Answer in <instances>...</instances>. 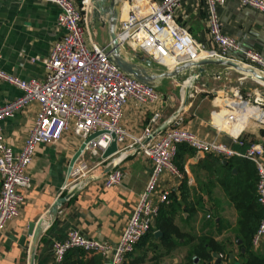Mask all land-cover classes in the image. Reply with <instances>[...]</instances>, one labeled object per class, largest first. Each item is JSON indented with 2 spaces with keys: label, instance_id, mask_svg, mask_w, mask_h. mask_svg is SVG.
Here are the masks:
<instances>
[{
  "label": "crops",
  "instance_id": "1",
  "mask_svg": "<svg viewBox=\"0 0 264 264\" xmlns=\"http://www.w3.org/2000/svg\"><path fill=\"white\" fill-rule=\"evenodd\" d=\"M71 1L76 5L81 2ZM123 7L122 1L117 25ZM58 12L54 4L42 0H0V68L21 79H43L46 73L44 62L54 41L62 34L56 24ZM217 13L223 33L233 36L242 50L253 49L264 57L263 12L242 6L237 0H226L225 4L217 7ZM84 16L86 43L95 42L101 46L109 44L108 20L98 12L93 0ZM176 19L206 49L212 48L207 28V10L202 0H183L176 10ZM123 52L127 57L138 60L128 50L124 49ZM196 74L197 78L194 79L192 76ZM154 82L156 90L164 98L162 117L184 103L187 110L184 126L198 137L221 141L241 153L249 143L264 145V121L260 123L255 118L259 115L257 107L264 112V87L254 80L224 65H204L203 73L196 67H187L178 75L158 77ZM234 90L239 93L242 91L250 101L245 113H236L235 121L230 120L233 117H229L230 113L223 108L224 97L231 95ZM256 92L259 95H255ZM20 94L18 88L0 81V106ZM235 103L239 104L238 100ZM37 109V104H28L1 122L4 141L14 151H19L24 144ZM149 116L150 111L129 100L124 106L121 123L127 130L140 134ZM162 128L163 123L160 122L155 130L160 131ZM239 131L242 145L235 143L231 136V133ZM79 145L77 138L66 133L60 140L36 146L26 170L31 184L22 190L24 202L19 215L0 231V264H28V250L32 241L29 224L39 219L42 220V232L36 243L34 264H51L52 243L64 239L70 230H77L88 238L111 245L118 242L139 193L148 180L151 163L141 153H134L130 149L129 155L120 164L123 169L121 182L106 188L103 179L109 171L107 162L103 161L100 152L95 154L85 150L81 158L90 162L92 169L79 180L80 185L72 195L55 207L53 214L51 211L56 199L66 194L60 193V188L70 159ZM213 158L220 159L211 154L198 157L195 152L192 156L186 155L183 157L182 177L175 178L164 173L158 188L167 190L168 196L174 192L179 200L178 188L182 181L185 182L189 188L188 197L201 203L202 208L193 212L192 217L178 210L175 214L177 226L184 233L212 236L215 241L222 243L225 251L214 254V260L222 254L220 264H229L232 258L227 252L236 254L238 251L233 231L237 214L220 186V172L213 171ZM232 172H237L235 167ZM195 207H198L196 203ZM213 217L216 220L220 218L221 223H211ZM194 242L183 244V240L179 239V245L167 253L160 250L162 247L151 251L150 243H146L144 247L135 249L133 256L145 254L146 261L143 264L178 263L184 260ZM253 251L264 264V236L257 246H253ZM154 256H158V260L152 259ZM101 262L108 264V259L102 258ZM209 264H213V261Z\"/></svg>",
  "mask_w": 264,
  "mask_h": 264
},
{
  "label": "built area",
  "instance_id": "2",
  "mask_svg": "<svg viewBox=\"0 0 264 264\" xmlns=\"http://www.w3.org/2000/svg\"><path fill=\"white\" fill-rule=\"evenodd\" d=\"M42 1L58 8L56 24L62 31L44 62V78L25 80L0 68V81L21 91L18 97L0 106V231L19 215L24 202L22 190L31 184L26 170L37 145L60 140L66 133L81 144L91 134L103 132L89 140L84 148V151L102 154L113 139L111 133L114 134L116 151L103 159L111 167L104 175L103 186L109 188L121 182L123 169L120 164L130 149L150 161L152 167L148 180L115 245L70 230L64 239L52 243L51 264L61 262L70 248L99 255L108 259V264H126L134 246L154 226L158 207L167 202L168 191L158 188L161 176L168 173L175 178L182 177L174 163L180 144L190 146L198 157L211 154L227 160L239 156L255 164L257 200L262 206V217L252 237V245L257 246L264 236V145L249 143L241 153L221 141L198 137L184 126L187 111L184 103L162 117L164 98L161 92L120 70L110 59L109 44L86 43L84 12L92 0H81L79 5L71 0ZM182 1L123 0L126 11L116 28L117 40L123 49L128 50L131 56L143 55L167 69L205 57H222L264 74V57L253 49L242 50L233 36L223 33L217 7L225 4L226 0H202L207 10L208 35L212 44L209 50L177 21L176 10ZM237 1L242 6L264 13V0ZM192 77L196 79L197 74ZM129 100L150 111L140 134L127 130L121 123L124 106ZM223 100V108L234 121L236 113H245L246 106L250 104L248 97L242 96L238 90ZM236 100L244 103V109L238 107ZM31 103L38 107L33 124L21 149L14 151L4 141L1 122ZM257 111L259 115L255 118L262 123L264 112L258 107ZM160 122L163 128L156 131L155 127ZM239 134L240 131L231 133V136L235 143L242 145ZM82 154L66 174L60 193H73L80 185L79 180L91 171L90 162L82 159ZM219 257L222 258V254Z\"/></svg>",
  "mask_w": 264,
  "mask_h": 264
},
{
  "label": "trees",
  "instance_id": "3",
  "mask_svg": "<svg viewBox=\"0 0 264 264\" xmlns=\"http://www.w3.org/2000/svg\"><path fill=\"white\" fill-rule=\"evenodd\" d=\"M193 153V149L187 144L178 145L174 162L180 172H183V157L186 155L192 156ZM212 160L215 165L213 171L215 173L220 172V186L237 214L233 231L236 241L240 240L241 242L237 245L238 251L236 254H233L231 251L227 252L232 258L229 264H262L261 260L254 253L252 245L253 234L262 217V206L257 200V171L255 164L251 160L239 156L226 160V164H224V159L221 158H213ZM234 167L236 168V173L232 172ZM178 189H180V199L177 200L175 193L171 192L167 196V200H170V202L168 204H160L154 226L134 246V250L127 257L128 264L145 263V254L133 256V253H135V249L144 247L146 243H150L149 249L151 251H154L156 247L158 249L162 247L160 250H164L163 253H167L179 245V239L183 240V244L195 242L186 252L182 262L171 264H209L212 261L213 264H220V262L214 260V254L224 253L225 250L222 243L215 241L212 236H194L184 233L177 226L175 214L178 210H183L189 217H192L193 212L202 208L201 203L188 197L189 188L185 186L184 181H182ZM195 203L198 207H195ZM211 223L220 224L221 219L216 220L213 217ZM154 229L161 231L162 235L159 237L155 236ZM242 248L244 252L241 251ZM101 259L100 256H96L95 254L87 256L79 248H70L64 254L61 262L57 264H102ZM152 259L158 260V256H154ZM197 260L198 262H196Z\"/></svg>",
  "mask_w": 264,
  "mask_h": 264
},
{
  "label": "water",
  "instance_id": "4",
  "mask_svg": "<svg viewBox=\"0 0 264 264\" xmlns=\"http://www.w3.org/2000/svg\"><path fill=\"white\" fill-rule=\"evenodd\" d=\"M123 0H93V4L98 12L105 16L108 20L109 24V34H110V43H109V55L111 61L124 73L131 76L132 78L151 85L153 87L156 86L155 79L158 77L164 76H175L178 75L183 69L187 67H196L200 73L204 72V65H224L229 69L236 71L237 73L241 74L245 78H249L260 84L264 87V74L256 71L252 67H246L241 63H238L231 59H226L222 57H205L201 58L197 61L182 64L180 66L174 67L172 69H164L162 72L157 73V67L151 63L148 58H145L143 55H136L138 58L137 61L127 57L123 52V47L120 45L119 41L117 40L116 35V25L117 19L120 9V4ZM226 90V88H225ZM228 92V91H227ZM103 132H96L91 134L83 143H81L78 149L75 151L73 156L70 159L67 173L71 170L74 162L78 159V157L83 153L85 144L96 137L97 135ZM112 140L110 141L109 145L104 149L102 152V157L107 158L112 153L116 151V143L114 140V134L111 133ZM224 162H226L224 160ZM110 166H108L107 170H110ZM235 172V170H233ZM72 195V192H68L65 196L59 197L56 199L54 203V207L52 208V213L54 214L56 209L55 207L60 204V202L64 201L65 199L69 198ZM29 233L32 235V241L29 246L28 250V264H34V255L36 249L37 240L42 232V220L39 219L37 222H32L29 224ZM155 236L161 235V231L156 230L154 232ZM241 241L237 240L239 244ZM244 252V249H241ZM216 262H220V258H217Z\"/></svg>",
  "mask_w": 264,
  "mask_h": 264
},
{
  "label": "bare ground",
  "instance_id": "5",
  "mask_svg": "<svg viewBox=\"0 0 264 264\" xmlns=\"http://www.w3.org/2000/svg\"><path fill=\"white\" fill-rule=\"evenodd\" d=\"M125 11H126V5L124 3V7H123V10H122V17L125 15ZM238 103H239V107L244 108V103H240L239 101H238Z\"/></svg>",
  "mask_w": 264,
  "mask_h": 264
},
{
  "label": "rangeland",
  "instance_id": "6",
  "mask_svg": "<svg viewBox=\"0 0 264 264\" xmlns=\"http://www.w3.org/2000/svg\"><path fill=\"white\" fill-rule=\"evenodd\" d=\"M151 63H153L155 66H157V67H158V69H159V70H157V71H156L157 73H159L158 71H160V70H161V68H163L162 66L158 65L157 63H154V62H151ZM240 94H241L242 96H244V94H243V92H242V91H240ZM174 163H175V162H174Z\"/></svg>",
  "mask_w": 264,
  "mask_h": 264
}]
</instances>
